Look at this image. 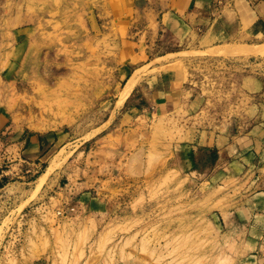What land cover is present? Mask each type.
Returning a JSON list of instances; mask_svg holds the SVG:
<instances>
[{"label":"rangeland","instance_id":"rangeland-1","mask_svg":"<svg viewBox=\"0 0 264 264\" xmlns=\"http://www.w3.org/2000/svg\"><path fill=\"white\" fill-rule=\"evenodd\" d=\"M167 1L0 0V264H264V35Z\"/></svg>","mask_w":264,"mask_h":264},{"label":"crops","instance_id":"crops-1","mask_svg":"<svg viewBox=\"0 0 264 264\" xmlns=\"http://www.w3.org/2000/svg\"><path fill=\"white\" fill-rule=\"evenodd\" d=\"M166 9L185 28L194 29L200 36H228L240 30L254 38L264 35V0H168ZM176 82V77H168L162 80L160 88L152 91L151 109L157 115H167L178 108L181 97L173 86ZM39 150V143L25 144L22 157L27 162L35 161Z\"/></svg>","mask_w":264,"mask_h":264},{"label":"bare ground","instance_id":"bare-ground-1","mask_svg":"<svg viewBox=\"0 0 264 264\" xmlns=\"http://www.w3.org/2000/svg\"><path fill=\"white\" fill-rule=\"evenodd\" d=\"M28 130L36 133H44L45 131H42L40 128L31 127Z\"/></svg>","mask_w":264,"mask_h":264}]
</instances>
